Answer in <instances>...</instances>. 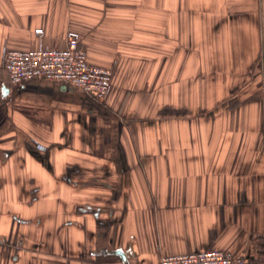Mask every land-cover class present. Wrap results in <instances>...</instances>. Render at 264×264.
Wrapping results in <instances>:
<instances>
[{
	"label": "crops",
	"instance_id": "obj_1",
	"mask_svg": "<svg viewBox=\"0 0 264 264\" xmlns=\"http://www.w3.org/2000/svg\"><path fill=\"white\" fill-rule=\"evenodd\" d=\"M69 29L103 101L9 80L6 49ZM213 248L264 264V0H0V264Z\"/></svg>",
	"mask_w": 264,
	"mask_h": 264
},
{
	"label": "built area",
	"instance_id": "obj_2",
	"mask_svg": "<svg viewBox=\"0 0 264 264\" xmlns=\"http://www.w3.org/2000/svg\"><path fill=\"white\" fill-rule=\"evenodd\" d=\"M36 33L44 35L43 28ZM66 46H41L30 49H6L5 68L9 80L20 84L34 78H47L79 88L95 99L103 101L112 88L113 69L91 63L82 35L78 30L66 33ZM160 264H255L244 256H233L224 250L213 248L201 251L163 254Z\"/></svg>",
	"mask_w": 264,
	"mask_h": 264
},
{
	"label": "water",
	"instance_id": "obj_3",
	"mask_svg": "<svg viewBox=\"0 0 264 264\" xmlns=\"http://www.w3.org/2000/svg\"><path fill=\"white\" fill-rule=\"evenodd\" d=\"M119 252H121V251H119ZM121 254H122L123 258H124V257H125L124 253H123V252H121Z\"/></svg>",
	"mask_w": 264,
	"mask_h": 264
}]
</instances>
